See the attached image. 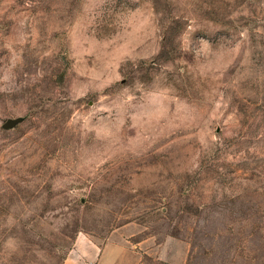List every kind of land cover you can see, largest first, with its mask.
Segmentation results:
<instances>
[{
    "label": "rangeland",
    "instance_id": "obj_1",
    "mask_svg": "<svg viewBox=\"0 0 264 264\" xmlns=\"http://www.w3.org/2000/svg\"><path fill=\"white\" fill-rule=\"evenodd\" d=\"M0 264H264V0H0Z\"/></svg>",
    "mask_w": 264,
    "mask_h": 264
},
{
    "label": "water",
    "instance_id": "obj_2",
    "mask_svg": "<svg viewBox=\"0 0 264 264\" xmlns=\"http://www.w3.org/2000/svg\"><path fill=\"white\" fill-rule=\"evenodd\" d=\"M15 119H7L4 123H3V126L4 127H9L11 125H13L15 123Z\"/></svg>",
    "mask_w": 264,
    "mask_h": 264
}]
</instances>
